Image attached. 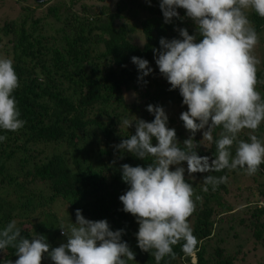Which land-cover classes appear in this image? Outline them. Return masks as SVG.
<instances>
[{
    "label": "trees",
    "instance_id": "trees-1",
    "mask_svg": "<svg viewBox=\"0 0 264 264\" xmlns=\"http://www.w3.org/2000/svg\"><path fill=\"white\" fill-rule=\"evenodd\" d=\"M32 1L22 5L16 17L0 23V53L13 60L19 78L13 96L19 118L25 121L17 131L0 129V136L7 137L0 141V230L15 220L22 236L43 235L51 248L58 247L67 242L60 228L69 231L80 209L86 219H103L110 230H124L121 240L135 253V261L127 264H156L154 250L142 252L137 246L139 225L122 210L119 200L129 188L122 181L121 166L146 167L153 158L140 160L116 146L135 134V119H154L146 110L149 104L164 108L167 126L175 129L180 144L188 138L190 133L180 120L187 106L178 89L169 91L171 85L156 68L153 49H160L161 38L181 39L179 28L197 35L198 41L196 26L182 8L177 9L179 19L165 23L160 0H110L111 6L81 0L79 12L75 8L79 0ZM246 14L257 35L264 31V17L254 10ZM136 30L141 44L134 41ZM258 51L256 90L264 98V49ZM133 56L146 59L153 70L142 80ZM131 91L137 97L127 100L125 94ZM125 119L133 120V125L127 128ZM205 130L194 139L201 144L198 155L208 156L211 162L222 129L213 130L211 143L202 140ZM250 134L264 142V122L255 132L242 130L238 140L250 142ZM152 143L156 144L155 138ZM235 149L234 143L233 156ZM182 166L187 169L186 162ZM206 175H226L228 181L203 191ZM241 175L249 176L264 197V164L254 175L239 168L192 176L185 171L193 199L201 197L189 217L198 244L186 254L181 241L173 246L175 257L165 256L160 264H242L245 250L231 248L229 233L235 225L252 232L248 250L264 244V203L252 204L248 213L237 217L232 204L221 199L230 178L244 181ZM16 259L12 247L0 252V264ZM42 264L53 262L45 254Z\"/></svg>",
    "mask_w": 264,
    "mask_h": 264
},
{
    "label": "clouds",
    "instance_id": "clouds-1",
    "mask_svg": "<svg viewBox=\"0 0 264 264\" xmlns=\"http://www.w3.org/2000/svg\"><path fill=\"white\" fill-rule=\"evenodd\" d=\"M159 7L165 23L179 19L177 9H184L201 38L197 41V35L179 28L181 39L161 38L160 49H153L159 72L171 85L169 91L178 89L183 105L187 106L180 120L190 133L188 138L180 144L175 129L167 126L164 108L149 104L146 110L154 119H135V134L116 146L140 160L153 158L146 167L121 166L122 181L129 188L119 200L122 210L133 215L139 225L137 246L142 252L154 250L151 254L156 264L165 256L174 258L173 246L181 241L186 254L193 253L198 244L189 217L201 197L193 199L194 189L185 180V171L192 176L239 168L254 175L264 164V142L254 134L249 135L250 142L238 140L242 130L255 132L264 122V98L256 90L260 61L253 55L258 35L246 14V10H254L264 17V0H160ZM131 61L137 66L140 80L153 71L146 59L133 56ZM18 87L13 60L0 57V129L17 131L25 124L19 118L13 96ZM123 124L129 128L133 120L125 119ZM215 128L222 131L215 140L217 154L210 162L208 156L198 155L201 144L194 137L206 129L202 140L211 143ZM6 138L0 136V141ZM185 162L187 169L182 166ZM227 181L226 175H206L203 191H208V185L215 189ZM75 217L69 231L60 228L67 242L54 248L43 235L36 234L31 239L22 236L16 221H10L0 230V252L8 247L15 250L17 259L7 264H42L45 254L53 264L135 261V253L121 240L123 229L112 231L106 220L86 219L80 209Z\"/></svg>",
    "mask_w": 264,
    "mask_h": 264
},
{
    "label": "rangeland",
    "instance_id": "rangeland-1",
    "mask_svg": "<svg viewBox=\"0 0 264 264\" xmlns=\"http://www.w3.org/2000/svg\"><path fill=\"white\" fill-rule=\"evenodd\" d=\"M80 1L76 5V10L80 11ZM87 5L95 4L96 6H100L101 4L111 6L110 0H107V2L103 3H95L92 0H82ZM33 4L32 0H0V23L3 22L6 19H13L19 14L20 8L22 5H28ZM258 43L256 44L255 48L253 49V55L259 57V51L258 47H260V50L262 51V48L264 49V31L258 34ZM135 42H140L141 44V38L139 35V32L135 31ZM260 44V45H259ZM1 47V45H0ZM0 57H4L2 53H0ZM259 64L257 65V67ZM156 68L158 69V66L156 65ZM159 70V69H158ZM135 94V95H133ZM137 94L133 91L126 92L125 98L127 100H134L136 99ZM236 173V172H235ZM238 176L240 174H237ZM245 177L244 181H241L238 179H234L233 177L230 178V183L227 186V193H225L224 196L221 197V199H226L228 202H230L232 205V212H234L237 217H241L245 212L248 213V211L251 210L256 202L259 205H263L264 203V197L260 195L257 190H255V184L252 185L251 179L249 176L241 175ZM240 176V177H241ZM250 179V180H249ZM237 182H236V181ZM224 197V198H223ZM225 200V201H226ZM218 209V208H216ZM249 209V210H247ZM264 220V217H261V221ZM237 223V222H235ZM235 233V236L232 234ZM232 232L229 233V235L232 238L231 242V248L233 250L237 249L238 247H241L243 250H245V258L243 260L242 264H259V262L264 263V244H258L255 248V250H248L250 241L253 240L252 232L248 230H244L242 226L235 225V228L232 230ZM233 236V237H232ZM214 241L212 240V243Z\"/></svg>",
    "mask_w": 264,
    "mask_h": 264
}]
</instances>
